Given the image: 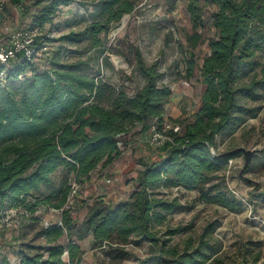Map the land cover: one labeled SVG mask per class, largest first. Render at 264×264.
Masks as SVG:
<instances>
[{"label":"trees","instance_id":"16d2710c","mask_svg":"<svg viewBox=\"0 0 264 264\" xmlns=\"http://www.w3.org/2000/svg\"><path fill=\"white\" fill-rule=\"evenodd\" d=\"M73 2L36 0L28 28L42 33L37 49L50 45L46 26L60 8ZM92 4V21L63 35V41L89 40L92 48L100 49L102 33L107 35L133 12L137 0H94ZM208 6L214 9L209 12ZM187 10L194 32L187 38L190 56L185 50L181 77L197 76L205 85L200 106L189 117H168L166 106L174 91L159 84L161 71L156 63L147 65L139 47L134 48V56L146 81L134 96L98 77L101 73H91L82 61L63 63L58 58L50 68H41L42 57L36 61L19 53L0 64V73L5 70L0 75V212L18 209L21 223L27 226L41 222L36 214L41 208L58 210L60 218L41 225L31 240L20 242L16 264H67L65 250L70 264H82V242L88 238L93 247L107 249L111 264L128 258L127 247L135 238L137 243L158 246L161 255L156 259L165 264H230L220 253L222 241L213 235L212 224L197 239L189 237L183 250L178 245L167 247L170 240L164 237L175 232L161 233L157 227L168 213L183 206L178 197L164 196L166 189L196 190L201 201L232 211L243 208L222 174L236 155L221 156L224 152L213 154L212 149L217 147L218 135L231 133L263 107L264 0H187ZM209 24L215 35L209 38L210 51L199 64L193 52L203 40L199 29ZM167 123L180 124L181 130H168L170 140L154 146L162 156L142 163L131 195L117 203L104 195L97 197L78 220L70 203L73 185L82 187L97 171L110 168L123 154L119 142L134 127H140L134 137L149 133L151 138L153 127L161 130ZM37 240L44 242L36 244ZM246 253L237 264H264L261 252L251 260L252 250ZM0 264H10L1 248Z\"/></svg>","mask_w":264,"mask_h":264},{"label":"rangeland","instance_id":"374dc122","mask_svg":"<svg viewBox=\"0 0 264 264\" xmlns=\"http://www.w3.org/2000/svg\"><path fill=\"white\" fill-rule=\"evenodd\" d=\"M3 10L0 11V31L6 34L8 30L28 28L32 15L37 9L36 0H0ZM94 0H74L70 5L60 8L52 24L46 26V33L51 37L49 56L43 55L41 68H50L56 59L63 63L82 61L83 66L93 74H100L104 80L123 87L130 95L136 94L145 84V77L137 67L134 48H141L147 63H156L162 76L161 85H169L178 96L167 104L168 117H189L199 108L205 85L197 76L192 80L182 78L185 66V50L187 38L193 32V23L187 10V0H137L135 10L126 14L120 22L114 24L107 35L102 33L103 44L100 49L92 48L89 40L80 43L63 41V35L71 30H81L92 21ZM214 7L208 6L211 12ZM209 18V13L206 14ZM203 40L194 49L193 54L202 63L209 50V38L215 35L214 28L207 25L200 28ZM58 59V60H59ZM31 69L28 71L30 74ZM140 127L133 130L120 141L123 154L110 168L104 172L97 171L91 182L84 186L78 185L77 194L71 199L74 215L82 220L89 203L104 195L107 200L117 203L128 197L134 190L135 178L143 162H155L162 156V150L154 147L149 141V133L136 135ZM238 147L254 150L255 154L247 170L244 169L245 159L242 153L229 159L222 170L226 177L227 187L243 202L240 211H232L217 203L205 202L199 199L198 191L171 188L164 190L168 198L178 197L181 209L168 213L166 221L157 228L161 233L174 231L166 235L169 239L167 247L178 245L180 250L185 248L189 237L197 239L205 227L213 226V235L222 241L220 253L226 262L237 264L244 258L248 249L249 255L261 252L264 260V102L256 117L247 121L234 131L217 136V147L214 150L225 152ZM57 175L62 177V173ZM58 178V179H59ZM110 179V182H107ZM20 210V209H19ZM22 214V213H21ZM41 216L40 223L23 224L22 217H17L11 226H5L0 232V248L7 253L6 241L13 238L15 247L20 242L31 240L41 225L59 221V215L53 211L41 208L36 213ZM24 222V221H23ZM160 233V234H161ZM128 245V258L119 264H165L156 259L161 255L158 248L150 242H136ZM37 240L36 244H42ZM84 254L82 264H111L105 247H93L91 239L82 242ZM15 250H18V249ZM108 248V247H107ZM16 253V252H15ZM167 256V255H164Z\"/></svg>","mask_w":264,"mask_h":264},{"label":"built area","instance_id":"2783aa9c","mask_svg":"<svg viewBox=\"0 0 264 264\" xmlns=\"http://www.w3.org/2000/svg\"><path fill=\"white\" fill-rule=\"evenodd\" d=\"M3 10V4L0 2V11ZM42 33L39 29L35 28H18L8 30L6 34L0 31V64H7L12 61L19 53L25 54L31 60H40L42 55L49 54L50 45H43L40 49H37V38L41 36ZM1 76L5 75V70L0 73ZM173 129L175 132H180V124H165L164 128L159 130L156 127L152 128L150 143L154 146H161L165 144L166 141L170 140V136L167 131ZM120 144V142H119ZM212 153L215 154L216 151L212 149ZM107 179V182H110ZM78 185H73V190L70 197V203L72 197L77 194ZM58 211V210H56ZM19 211L16 208H7L0 212V232L5 226H11L15 223L16 218L19 217ZM61 223V222H60ZM63 258H65L67 264L69 263V252L65 250L63 253Z\"/></svg>","mask_w":264,"mask_h":264},{"label":"water","instance_id":"95a60500","mask_svg":"<svg viewBox=\"0 0 264 264\" xmlns=\"http://www.w3.org/2000/svg\"><path fill=\"white\" fill-rule=\"evenodd\" d=\"M238 153H242L244 155L245 165H244L243 170H246L249 167V165L252 161V158L255 154L254 150H250V149H247L245 147H238V148H235L233 150H229V151L222 153L221 156H233V155H236Z\"/></svg>","mask_w":264,"mask_h":264},{"label":"crops","instance_id":"0c3cea01","mask_svg":"<svg viewBox=\"0 0 264 264\" xmlns=\"http://www.w3.org/2000/svg\"><path fill=\"white\" fill-rule=\"evenodd\" d=\"M178 95L176 94V93H174V95H173V98L174 97H177ZM200 106V105H199ZM91 182V181H90ZM134 187H135V185H134ZM131 195V193L128 195V197ZM128 197H126V198H128ZM125 198V199H126ZM54 213H57L58 211H56V210H52ZM13 238H9V241H6V244H5V248L7 247L8 249H9V251H7V255H8V258H9V260H10V264H16L17 263V261H18V257H17V255H16V253H15V249L17 248V247H15V244H12V243H14V240H12ZM18 249V248H17Z\"/></svg>","mask_w":264,"mask_h":264}]
</instances>
